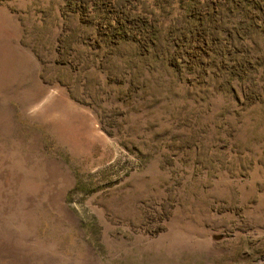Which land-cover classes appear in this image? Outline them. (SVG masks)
<instances>
[{
    "label": "rangeland",
    "instance_id": "1",
    "mask_svg": "<svg viewBox=\"0 0 264 264\" xmlns=\"http://www.w3.org/2000/svg\"><path fill=\"white\" fill-rule=\"evenodd\" d=\"M0 264H264V0H0Z\"/></svg>",
    "mask_w": 264,
    "mask_h": 264
}]
</instances>
